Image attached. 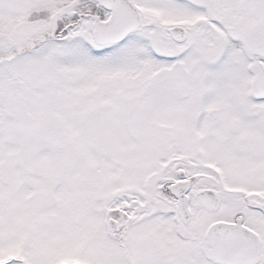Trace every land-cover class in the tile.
<instances>
[{
	"label": "snow or ice",
	"instance_id": "obj_1",
	"mask_svg": "<svg viewBox=\"0 0 264 264\" xmlns=\"http://www.w3.org/2000/svg\"><path fill=\"white\" fill-rule=\"evenodd\" d=\"M0 264H264V0H0Z\"/></svg>",
	"mask_w": 264,
	"mask_h": 264
}]
</instances>
